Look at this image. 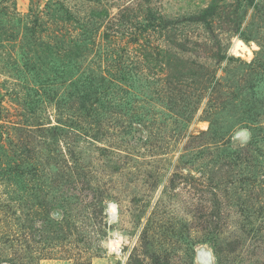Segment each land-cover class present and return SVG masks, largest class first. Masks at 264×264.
<instances>
[{
    "label": "rangeland",
    "instance_id": "1",
    "mask_svg": "<svg viewBox=\"0 0 264 264\" xmlns=\"http://www.w3.org/2000/svg\"><path fill=\"white\" fill-rule=\"evenodd\" d=\"M0 264H264V0H0Z\"/></svg>",
    "mask_w": 264,
    "mask_h": 264
},
{
    "label": "trees",
    "instance_id": "2",
    "mask_svg": "<svg viewBox=\"0 0 264 264\" xmlns=\"http://www.w3.org/2000/svg\"><path fill=\"white\" fill-rule=\"evenodd\" d=\"M209 12H211V9H210V8L207 9V10H205L203 14H205V13L207 14V13H209ZM203 14H202V15H203Z\"/></svg>",
    "mask_w": 264,
    "mask_h": 264
},
{
    "label": "bare ground",
    "instance_id": "3",
    "mask_svg": "<svg viewBox=\"0 0 264 264\" xmlns=\"http://www.w3.org/2000/svg\"><path fill=\"white\" fill-rule=\"evenodd\" d=\"M111 214V213H110Z\"/></svg>",
    "mask_w": 264,
    "mask_h": 264
}]
</instances>
